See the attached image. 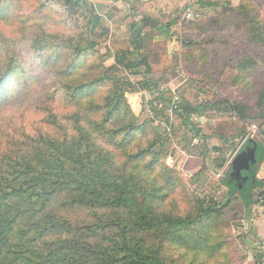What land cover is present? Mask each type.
<instances>
[{"label": "rangeland", "instance_id": "rangeland-1", "mask_svg": "<svg viewBox=\"0 0 264 264\" xmlns=\"http://www.w3.org/2000/svg\"><path fill=\"white\" fill-rule=\"evenodd\" d=\"M98 1L79 0L68 11L61 0H0V94L7 102L0 107V156L15 140L60 135L49 125L51 115L69 129L75 108L63 94L61 70L72 61L74 47L90 39L97 52L79 58L71 80L96 78L101 64L111 67L114 56L132 48L131 25L137 29L149 17L154 23L145 27L148 40L138 54L150 66L147 77L144 66L141 74L117 66L107 71L133 84L150 80L147 89H126L125 98L136 125H145L136 143L145 147L154 138L163 141L162 161L168 170L149 176L164 195L159 209L193 214L201 199L215 202L220 210L211 219L216 224L211 237L218 242L214 248L195 252L168 242L163 248L166 262L264 264V234L257 231V221H264V183L251 189L248 214L238 191L230 194L225 183L231 160L249 139L264 146V125L256 118L264 107V28L256 23L264 25V0H202L209 5L196 3L200 14L193 22L182 19L181 0ZM171 19L174 23L166 26ZM251 26L260 27L262 34L250 31ZM190 40L194 44L186 46ZM244 56L256 61L246 84L233 68ZM111 86H97L94 100L102 101ZM232 101L248 106L245 125L225 108ZM172 103L179 104L177 112L170 109ZM197 105L203 106L199 117L192 112L186 117ZM254 175L264 182V160Z\"/></svg>", "mask_w": 264, "mask_h": 264}, {"label": "trees", "instance_id": "trees-1", "mask_svg": "<svg viewBox=\"0 0 264 264\" xmlns=\"http://www.w3.org/2000/svg\"><path fill=\"white\" fill-rule=\"evenodd\" d=\"M61 1L72 11L79 0ZM197 2L209 5L202 0ZM199 14L198 10V15L186 22L195 21ZM150 19L145 17L137 29L131 25L132 48L114 56L111 67L101 64L96 78L78 83L71 80L69 76L79 58L97 52L90 39L74 47L72 61L61 70L63 94L75 108L68 117L69 129L51 115L49 125L60 130V135L39 133L15 140L0 156V264H168L163 253L168 242L191 247L195 252L218 244L211 237L216 233L211 219L220 215L215 202L197 199L194 213L187 215L159 209L164 195L156 179L149 176L168 170L162 161L163 141L154 138L145 147L136 143L137 134L145 130V125H136V116L125 98L130 87L147 89L149 78L133 84L107 71L117 66L141 74L139 69L144 66L147 77L150 66L138 54L148 40L144 29L151 27ZM174 21L171 19L166 26ZM248 29L262 34L260 27ZM188 44L194 41L185 42ZM244 58L234 62L233 68L246 84V76L254 75L249 68L256 61L250 56ZM102 82H111L112 86L99 102L93 93ZM84 93L88 98L81 101ZM4 98L0 94V107L7 105ZM216 103L213 107L218 108ZM202 107H191L184 114L187 117L192 112L199 117ZM225 108L238 115L244 125L248 122L246 104L232 101ZM178 109L179 104L174 111ZM256 118L263 126L264 107ZM257 152L252 174L264 160V146L258 144ZM167 182L171 186L172 178ZM225 183L230 194L237 191L234 184ZM256 183L263 186L264 182ZM246 187L238 193L248 214L253 186Z\"/></svg>", "mask_w": 264, "mask_h": 264}, {"label": "water", "instance_id": "water-1", "mask_svg": "<svg viewBox=\"0 0 264 264\" xmlns=\"http://www.w3.org/2000/svg\"><path fill=\"white\" fill-rule=\"evenodd\" d=\"M150 24L152 25L153 22L151 21ZM257 151L258 143L249 139L246 145L231 160L227 177H229V179L232 177H234L235 179L241 178L245 183L247 176H243L242 172H248L250 170L252 171V167L256 166L258 153ZM254 180L255 175L253 174L252 181Z\"/></svg>", "mask_w": 264, "mask_h": 264}, {"label": "built area", "instance_id": "built-area-1", "mask_svg": "<svg viewBox=\"0 0 264 264\" xmlns=\"http://www.w3.org/2000/svg\"><path fill=\"white\" fill-rule=\"evenodd\" d=\"M182 6L184 7L182 11V19L185 21L193 20L198 15V7L196 5L197 0H181ZM176 104L172 103V108L175 109Z\"/></svg>", "mask_w": 264, "mask_h": 264}, {"label": "flooded vegetation", "instance_id": "flooded-vegetation-1", "mask_svg": "<svg viewBox=\"0 0 264 264\" xmlns=\"http://www.w3.org/2000/svg\"><path fill=\"white\" fill-rule=\"evenodd\" d=\"M252 169H253V167H252ZM242 175L243 176H247V179H246L245 183L243 182V180L241 178L235 179L234 177H232V178L229 179V177H227L228 178V182L234 184V186H235L237 191L245 190L247 188L246 185H251L253 187L257 186L256 180L252 181L253 174H252L251 170L248 171V172L243 171Z\"/></svg>", "mask_w": 264, "mask_h": 264}, {"label": "crops", "instance_id": "crops-1", "mask_svg": "<svg viewBox=\"0 0 264 264\" xmlns=\"http://www.w3.org/2000/svg\"><path fill=\"white\" fill-rule=\"evenodd\" d=\"M98 2H101V3H106L107 1H103V0H99ZM104 5V4H103ZM103 5H101V7H103ZM105 7V6H104ZM153 22L154 23V20L153 19H150V22ZM150 26L152 27L153 26V24L151 25L150 24ZM154 41V40H153ZM264 211V210H263ZM258 223H259V226L257 227V231L259 230V233H260V235H263L264 234V221H263V223L262 222H260V221H257Z\"/></svg>", "mask_w": 264, "mask_h": 264}]
</instances>
